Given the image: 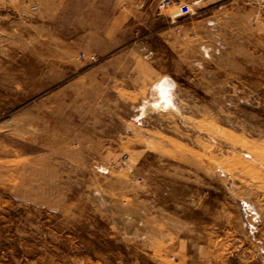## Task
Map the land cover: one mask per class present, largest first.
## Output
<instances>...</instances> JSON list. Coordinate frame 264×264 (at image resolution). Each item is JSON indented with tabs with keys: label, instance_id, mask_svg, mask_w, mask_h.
<instances>
[{
	"label": "rangeland",
	"instance_id": "1",
	"mask_svg": "<svg viewBox=\"0 0 264 264\" xmlns=\"http://www.w3.org/2000/svg\"><path fill=\"white\" fill-rule=\"evenodd\" d=\"M173 1L0 0V264H264V0Z\"/></svg>",
	"mask_w": 264,
	"mask_h": 264
},
{
	"label": "crops",
	"instance_id": "2",
	"mask_svg": "<svg viewBox=\"0 0 264 264\" xmlns=\"http://www.w3.org/2000/svg\"><path fill=\"white\" fill-rule=\"evenodd\" d=\"M122 18L115 15L113 19L108 23L105 32H104V41L111 46L116 45L117 38L119 36V31L123 29V27L127 28V24H122ZM127 20V19H126Z\"/></svg>",
	"mask_w": 264,
	"mask_h": 264
},
{
	"label": "built area",
	"instance_id": "3",
	"mask_svg": "<svg viewBox=\"0 0 264 264\" xmlns=\"http://www.w3.org/2000/svg\"><path fill=\"white\" fill-rule=\"evenodd\" d=\"M173 5H174L173 0H157V6L159 11L164 10L168 7H172ZM178 10H179V14L181 15H187L190 14L191 12V8L189 7V5L186 4L180 5Z\"/></svg>",
	"mask_w": 264,
	"mask_h": 264
},
{
	"label": "bare ground",
	"instance_id": "4",
	"mask_svg": "<svg viewBox=\"0 0 264 264\" xmlns=\"http://www.w3.org/2000/svg\"><path fill=\"white\" fill-rule=\"evenodd\" d=\"M161 82H162V81H161ZM163 82H164V81H163ZM164 83H165V82H164ZM164 83H161L160 85L162 86ZM158 86H159V85H158ZM158 86H157V87H158ZM166 87L168 88L169 86L166 85ZM159 90H160V91L163 90L162 87H159ZM165 90H166V88H165ZM163 92H164V91H163Z\"/></svg>",
	"mask_w": 264,
	"mask_h": 264
}]
</instances>
